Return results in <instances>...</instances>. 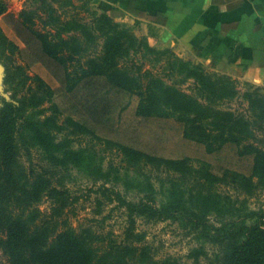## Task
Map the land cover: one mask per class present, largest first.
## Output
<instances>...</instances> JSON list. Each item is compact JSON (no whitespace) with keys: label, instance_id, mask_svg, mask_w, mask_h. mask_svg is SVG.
Returning <instances> with one entry per match:
<instances>
[{"label":"rangeland","instance_id":"374dc122","mask_svg":"<svg viewBox=\"0 0 264 264\" xmlns=\"http://www.w3.org/2000/svg\"><path fill=\"white\" fill-rule=\"evenodd\" d=\"M1 3L0 30L12 49L5 45L7 58L0 57V109L2 98L17 104L27 89L37 84L28 80L16 96V89L4 84L6 66L26 65L19 53L25 45L17 35L24 38L26 27H14V20L33 22L31 29L47 35L62 59L59 62L47 57L27 68L29 76L40 77L54 93L41 102L42 93H37V106L27 103L23 127L20 122L11 127V145L17 155L9 172L14 182L5 186L8 209L2 212L10 213L21 231L27 230L26 239L36 233L38 246H50L59 234L72 231L90 242L93 264L102 257L111 264L118 259L126 264H223L214 256L217 245L205 240L186 215L196 214L217 227L230 223L228 227L237 233L245 226L264 231V176L253 174L252 156L239 155L246 145L264 151V116L259 107H264V97L210 102L203 94L199 96L193 77L163 69L158 63L154 66L151 63L156 55L144 48L125 58L130 72L121 79V86H112L104 78L94 80L92 86L100 81L103 88L98 95L97 90L81 83L83 69H89L90 61L104 57L107 37L113 32L146 44L143 37L135 36L136 24L114 21V12L108 15L99 10L93 0H26L15 13L4 0ZM20 14L24 17L19 18ZM104 14L107 21L99 23L98 31L94 29L95 19ZM63 66L67 67V77ZM152 78L186 96L182 97V109L165 106L166 112L193 118L199 112L196 102L206 114L223 122L229 129L223 137L240 140L239 146L222 145L218 141L222 136L211 132L214 125L209 123L202 124L208 130L202 135V144L183 138L184 120L178 123L174 116H138L140 97L129 93L132 80L144 86ZM72 83L73 90L66 93ZM26 96L31 98L29 93ZM254 102L256 109L252 111L249 106ZM189 105L192 108L188 109ZM207 143L215 149L221 146L209 152ZM50 187L67 190L69 198H48ZM100 187L118 191L138 206L135 238L125 251L121 240L127 211L110 201L108 193L103 196L97 191ZM15 194L16 200L8 201ZM155 211L164 213L165 219H159ZM4 237L0 233V239ZM13 251L0 243V264H11Z\"/></svg>","mask_w":264,"mask_h":264},{"label":"trees","instance_id":"16d2710c","mask_svg":"<svg viewBox=\"0 0 264 264\" xmlns=\"http://www.w3.org/2000/svg\"><path fill=\"white\" fill-rule=\"evenodd\" d=\"M3 5L2 3L0 4ZM18 17H24V14L18 15ZM107 15L98 16L95 19L94 29H101L99 23H102L106 20ZM14 27L24 26L26 27L25 37L22 38L19 33L17 35L22 39L25 48L22 49L19 53L20 55H24L26 59V65L23 66H6L5 67V78L4 84L15 88V96L25 86V82L28 80L36 82V87H29L27 89L26 95L29 93L31 98L27 99V96L24 94L22 98L18 99L17 104L7 102L5 99H1V109H0V233L4 238L0 239V243H3L5 248H12L14 251L11 264H93L94 254L91 252L89 247V241L86 237L81 235H77L72 231L67 233H61L57 236L54 244L50 246L46 244H41V246L37 245V234L34 233L29 239L27 238V230L25 232L21 231L20 228L14 224L13 218L10 213H4L6 209H8V203L4 201L5 194V186L14 182V179L10 177V165L12 162L16 160V151L11 145V127L13 124L21 123V127H23L24 121H26V117L24 115L25 111H27V103L30 102L31 106H37V101L34 100L37 97V93H42L43 98H39L38 102H41L44 99V96H51L54 92L46 85V83L38 76H29L26 73L27 68H29L34 63H42L44 58H50L52 60H62L58 57V52L60 50L52 48V45L49 41V37L47 35H43L38 33L37 31H33L32 25L33 22L27 24L26 18L20 20H14ZM99 27V29H98ZM108 38V43L105 45L104 49V57L98 59L97 61H90L89 69H83L81 74V83L87 84L92 87L95 91L97 90V94H100V91L103 89L102 85L99 81L98 86H92L94 84V80L104 78V81H108L112 86H121L119 83L121 79L128 76L130 72V68L128 65L124 64L128 60L130 56H135L142 52V48L146 49V53H153L156 55L154 58L155 61L160 60L161 54L154 53L155 51L148 48L146 44L142 45L141 41H136L133 36H126L125 33H114L110 35ZM63 42V40H61ZM137 42V43H136ZM61 43V42H60ZM64 43V42H63ZM136 43V45H135ZM5 45H8L9 48L12 49L11 44L7 41L5 36L2 34L0 30V57L7 58L5 49ZM62 45V43H61ZM35 50H34V48ZM13 52V51H12ZM145 53H143L144 56ZM12 55V54H11ZM126 58V59H125ZM123 60V66L119 65V62ZM120 60V61H119ZM132 60V59H131ZM60 62V61H59ZM61 66V65H60ZM179 66V67H178ZM176 64V62L170 60L167 61V67L170 70H174L177 72H186L185 76L194 77L198 79L201 83V87L199 90L201 94L209 93V92H218L220 88L214 87L210 84V81L196 68H190L189 65L181 63L180 65ZM63 72L66 73L67 67L63 66ZM178 67V68H177ZM141 67L138 68L140 70ZM127 71V72H126ZM150 75V73H146V76ZM68 73H66V77ZM19 80L16 82V79ZM134 82L131 85V89H129V93H135L140 97L139 104L137 106V115L144 119H168L169 117L174 116L176 122L180 123L184 120L185 124L182 127V135L183 138L189 141L196 140L199 143L203 144L202 135L208 133V130L203 123H209L210 125H214L213 131H217L222 138H219L221 144H232L235 146H239L240 140H235L232 137H223V134L229 133V129L223 125V122L219 119H214L212 114H206V111L199 106L195 107L199 109V112H196L193 118H186L183 115H177L174 112L168 113L163 108L170 107L176 111L182 109L185 106V99L182 97H186L182 95L177 89H172L168 86H165L162 82L156 79H149L148 82L144 83V86L141 85L139 81L132 80ZM62 82V81H61ZM64 85V83H61ZM106 85V84H105ZM103 84L104 87H107ZM74 83H72L65 90L66 93H69L73 90ZM35 88L37 91L34 92ZM99 89V91H98ZM224 89L222 88V91ZM224 92V91H223ZM26 97V99H25ZM97 97V96H94ZM210 102L217 103V101L222 100L225 97H204ZM233 98V97H229ZM254 97H248V99H252ZM259 98L257 97V100ZM256 102L254 105L251 104L249 107L252 111L256 109ZM259 107L263 110L262 116H264V107L259 105ZM189 108H192L190 105ZM194 108V107H193ZM99 115V113H97ZM189 124V125H188ZM209 126V125H208ZM207 132L205 133V131ZM20 129H18V132ZM233 133V131H232ZM203 140V141H202ZM217 141V143H218ZM206 143V142H205ZM222 144V145H223ZM206 148L209 152L216 151L218 148H214L211 143L205 144ZM239 155H250L253 158L252 162V172L255 175L264 176V151L257 150L255 148L246 145L244 150L239 152ZM20 190V189H19ZM97 191H100L103 196H106L108 193V197L110 201L117 202V206L125 209L127 211V226L124 229V237L121 240V243H124L125 251L130 248L134 238V225H135V214H137L138 206L133 202L127 200L120 192L115 190H110L107 187H100ZM46 195L50 199H56L58 201H64L69 198V194L67 190H60L56 187H50L47 190ZM16 200V194L9 199L8 201ZM76 198L73 199V201ZM4 204V206H3ZM4 211V212H2ZM175 214V213H174ZM154 215H156L159 219H165L164 213L160 211H155ZM172 216V215H171ZM186 220L194 224V228L197 231H202V236L205 240L215 243L217 245V253H215V258L217 262H223V264H264V231L260 228H249L247 226L244 227V231L241 233L235 232L234 227H228L230 223H225L221 226H215L208 219L199 218L196 214L186 215ZM65 222V221H62ZM17 230L20 232L17 234ZM5 234V235H4ZM239 236H242L239 238ZM42 236L40 237V239ZM89 242V243H88ZM10 250V249H9ZM16 253V254H15ZM104 257L100 258L96 261V264H111L108 260L106 261ZM114 264H126V262L122 259H118L114 262Z\"/></svg>","mask_w":264,"mask_h":264},{"label":"crops","instance_id":"0c3cea01","mask_svg":"<svg viewBox=\"0 0 264 264\" xmlns=\"http://www.w3.org/2000/svg\"><path fill=\"white\" fill-rule=\"evenodd\" d=\"M4 1L15 13L26 0ZM93 5L108 15L113 11L116 22L136 24L135 36L161 54L154 66L168 68L171 58L220 88L204 97L227 102L264 97V0H93ZM192 79L202 97L200 81Z\"/></svg>","mask_w":264,"mask_h":264}]
</instances>
